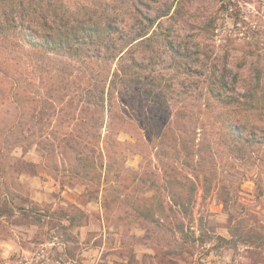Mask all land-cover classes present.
Wrapping results in <instances>:
<instances>
[{
	"label": "rangeland",
	"instance_id": "1",
	"mask_svg": "<svg viewBox=\"0 0 264 264\" xmlns=\"http://www.w3.org/2000/svg\"><path fill=\"white\" fill-rule=\"evenodd\" d=\"M160 8L168 15L151 24ZM13 15H91L122 34L149 32L129 47L145 66L126 109L137 139L109 132L106 171L99 147L55 144H100L106 114L78 79L114 63L66 68L0 31V264H264V0H0V16ZM214 70H225L223 102L202 81ZM80 153L96 165L86 175ZM173 177L195 186L188 214L173 202Z\"/></svg>",
	"mask_w": 264,
	"mask_h": 264
},
{
	"label": "trees",
	"instance_id": "2",
	"mask_svg": "<svg viewBox=\"0 0 264 264\" xmlns=\"http://www.w3.org/2000/svg\"><path fill=\"white\" fill-rule=\"evenodd\" d=\"M168 13V9L160 8L157 14L152 19H149V21H151L152 24L154 21L167 16ZM22 17L20 16L17 19V17L13 15L10 19H6L0 16V31L4 35L5 31L8 29L17 30V43H19L20 48H23L24 51L43 53L45 55L54 54L64 57L61 63L65 65L66 68H71L79 64L80 66L86 64L87 61L85 57L92 60L94 66L98 65L99 62L114 63V67L107 69L105 74L97 71V74L88 73L87 75L85 74V78L78 79V86L84 90L83 95L85 96L86 102L93 107V110L99 109L106 114L102 116V119L105 117L107 118L105 120V126L107 127L108 133L103 137L102 141H100V144L96 145L95 141L90 139V137L88 138L89 140L82 139L76 142V144H71V141H65L63 145L61 141L55 144L56 148L60 146L74 148L76 146V149L80 151H82L83 146L86 148L91 146L93 149L95 146L99 147L98 154L101 160L99 165L101 167L103 166L107 171L111 160L109 158L107 160L104 159L105 152L107 153L106 145L108 144L105 138L110 136L109 132L113 134L123 132L133 137V139H137L129 132V127L132 126V122L126 115V109L128 107H133L130 95L132 84H136L141 79L145 66L134 58L133 52L130 51L129 47L147 38L148 36L146 35L149 32L147 30L148 28L145 26L135 30V32L131 34H122V30L117 28L114 24L93 19L91 15L74 17L72 19L63 16L59 17V19L47 16L43 18L40 16ZM118 33L122 35L118 37ZM5 40L6 39H4V41ZM119 40L125 43V46L116 47V43ZM169 46L178 57H188L187 48H183L181 44L174 43ZM85 50H90L94 53L86 56V54H84ZM199 74L201 75L202 71ZM202 81L206 84V90L210 96L214 97L219 102L226 100L227 96L224 95V93L228 89V86L225 70L219 71L218 73L214 70L209 77L204 78ZM227 128L231 131L230 134L234 135L235 138H242L239 126L231 124ZM19 140H21V146H24V151L31 148L28 137ZM113 141H115L113 145L121 143L120 140L116 138L113 139ZM44 145L53 146V144L48 141L47 143L45 142ZM83 154H81L82 157L81 155L78 157V161L83 163L86 175L89 169L94 170L96 165L85 153ZM21 164L25 165V167H30L32 165L31 162L25 160H21ZM105 170L103 176L99 173V179H107ZM171 183V189H177L175 192L177 198L174 199L173 197L174 204L179 207V211L182 214H188V206L194 200V184L189 179L181 181L175 178L170 184ZM153 185L154 183L152 181L149 187H153ZM179 188L183 190L182 194L185 195L184 198L180 195ZM95 196H97V194H95ZM162 205V203L158 205L157 211L162 212L164 210ZM21 210L22 214L26 215L25 218L35 217L33 214H28L27 209L21 208ZM4 211L5 210L0 208V215H2ZM36 213L35 215L38 214ZM24 219L23 221L25 222ZM38 223H40V220H38ZM191 223L190 221L189 224L187 223L186 225L190 227ZM177 225L182 228L183 222L179 221Z\"/></svg>",
	"mask_w": 264,
	"mask_h": 264
}]
</instances>
